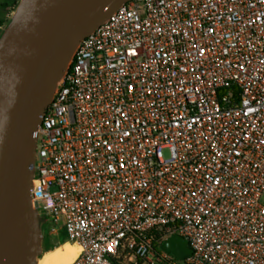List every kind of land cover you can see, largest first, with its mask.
Listing matches in <instances>:
<instances>
[{"label":"built area","instance_id":"built-area-1","mask_svg":"<svg viewBox=\"0 0 264 264\" xmlns=\"http://www.w3.org/2000/svg\"><path fill=\"white\" fill-rule=\"evenodd\" d=\"M36 135L32 208L72 264H264V0H127Z\"/></svg>","mask_w":264,"mask_h":264},{"label":"water","instance_id":"water-1","mask_svg":"<svg viewBox=\"0 0 264 264\" xmlns=\"http://www.w3.org/2000/svg\"><path fill=\"white\" fill-rule=\"evenodd\" d=\"M127 0H21L0 37V264L43 254L31 204L36 133L75 48ZM160 249L191 255L175 235Z\"/></svg>","mask_w":264,"mask_h":264},{"label":"rangeland","instance_id":"rangeland-1","mask_svg":"<svg viewBox=\"0 0 264 264\" xmlns=\"http://www.w3.org/2000/svg\"><path fill=\"white\" fill-rule=\"evenodd\" d=\"M20 2H21V0H7V5H4V6L0 5V37L3 34V32L5 31V29L7 28V26L9 25V23L15 17ZM1 9L3 10V13H1ZM162 155H163L164 159H169L170 156H171L170 151L168 149H163L162 150ZM42 233H43V235H45V230L44 229H43ZM44 238L47 241H49L50 245L54 249L56 247H60L61 245H63L60 241L56 242L55 240H53V238L49 237V235H46ZM65 243H68V242L66 241ZM70 244H72V243H70ZM72 245L77 248L76 245H74V244H72ZM42 249H43V246H42ZM40 257H41V255L37 256L35 259H33L31 264H37V262H38ZM113 264H115V263H113Z\"/></svg>","mask_w":264,"mask_h":264},{"label":"bare ground","instance_id":"bare-ground-1","mask_svg":"<svg viewBox=\"0 0 264 264\" xmlns=\"http://www.w3.org/2000/svg\"><path fill=\"white\" fill-rule=\"evenodd\" d=\"M5 107V103L0 102V116ZM77 254L78 247L76 248L70 243H65L60 247H56L52 252H44L37 264H72Z\"/></svg>","mask_w":264,"mask_h":264},{"label":"trees","instance_id":"trees-1","mask_svg":"<svg viewBox=\"0 0 264 264\" xmlns=\"http://www.w3.org/2000/svg\"><path fill=\"white\" fill-rule=\"evenodd\" d=\"M39 228H40V231L43 230L44 226H43L42 222L39 223ZM60 242H61L62 244H64V243L66 242L65 237H62V238L60 239ZM42 246H43V249H42V250H43V253H44V252H47V251L52 252L53 249H54V248L50 245L49 241H47L45 238L42 240Z\"/></svg>","mask_w":264,"mask_h":264},{"label":"crops","instance_id":"crops-1","mask_svg":"<svg viewBox=\"0 0 264 264\" xmlns=\"http://www.w3.org/2000/svg\"><path fill=\"white\" fill-rule=\"evenodd\" d=\"M62 237H65V235H64L63 233H59L58 236H55V237H52V238H53V240H55V241L57 242V241H60V239H61ZM51 242H52V241H51Z\"/></svg>","mask_w":264,"mask_h":264},{"label":"flooded vegetation","instance_id":"flooded-vegetation-1","mask_svg":"<svg viewBox=\"0 0 264 264\" xmlns=\"http://www.w3.org/2000/svg\"><path fill=\"white\" fill-rule=\"evenodd\" d=\"M0 5L1 6H4V5H7V0H0ZM1 13H3V10L1 9Z\"/></svg>","mask_w":264,"mask_h":264}]
</instances>
